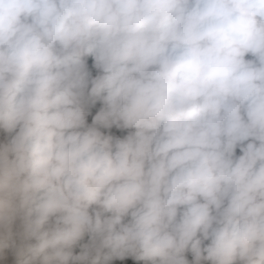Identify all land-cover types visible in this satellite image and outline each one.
I'll list each match as a JSON object with an SVG mask.
<instances>
[{
  "label": "clouds",
  "instance_id": "1",
  "mask_svg": "<svg viewBox=\"0 0 264 264\" xmlns=\"http://www.w3.org/2000/svg\"><path fill=\"white\" fill-rule=\"evenodd\" d=\"M0 264H264V0H0Z\"/></svg>",
  "mask_w": 264,
  "mask_h": 264
},
{
  "label": "trees",
  "instance_id": "2",
  "mask_svg": "<svg viewBox=\"0 0 264 264\" xmlns=\"http://www.w3.org/2000/svg\"><path fill=\"white\" fill-rule=\"evenodd\" d=\"M237 153L239 154V149L237 150Z\"/></svg>",
  "mask_w": 264,
  "mask_h": 264
}]
</instances>
